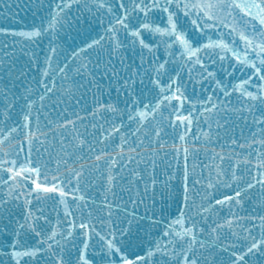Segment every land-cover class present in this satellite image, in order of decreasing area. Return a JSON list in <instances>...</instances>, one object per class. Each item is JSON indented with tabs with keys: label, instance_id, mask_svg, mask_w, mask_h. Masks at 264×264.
<instances>
[{
	"label": "snow or ice",
	"instance_id": "obj_1",
	"mask_svg": "<svg viewBox=\"0 0 264 264\" xmlns=\"http://www.w3.org/2000/svg\"><path fill=\"white\" fill-rule=\"evenodd\" d=\"M37 6L44 11L27 30L0 26V37L11 38L6 48L0 43V264H208L198 249L209 248L218 250L209 252L212 264H264V215L251 217L256 222L231 242L220 239V230L239 217L213 221L210 231L206 223L217 207L240 206L264 190V0H37ZM19 37L25 39L20 51L48 41L42 60L31 52L27 72L15 67ZM125 50L138 63L135 71L128 65L119 82L123 107L99 105L117 119L106 122L102 138L78 131L85 120L75 108L84 102L100 56L106 52L104 72L115 76L112 58L123 64ZM85 76L89 84L82 83ZM245 112L261 139L252 135L243 151L256 155L237 161L234 170L217 166L215 180L210 174L205 183L212 193L227 191L219 199L206 193L196 205L185 138L198 118L224 113L227 133L228 115H240L243 123ZM170 133L180 141L184 165L177 166L179 195L162 190L157 201L152 176L151 193L148 184L130 189L123 203L114 192L112 200L93 197L105 184L112 190L121 169L160 155V141ZM48 139L57 148L45 157ZM53 198L62 206L54 220L33 203ZM169 198L175 218L165 214ZM206 232L215 238H202Z\"/></svg>",
	"mask_w": 264,
	"mask_h": 264
},
{
	"label": "water",
	"instance_id": "obj_2",
	"mask_svg": "<svg viewBox=\"0 0 264 264\" xmlns=\"http://www.w3.org/2000/svg\"><path fill=\"white\" fill-rule=\"evenodd\" d=\"M45 0H40V3L43 4ZM7 5V6H6ZM9 11H11L12 15H8ZM44 11L43 7L37 6V0H4L3 3H0V26H6L8 24H11L14 27H18L20 30H27L28 25L32 23L34 20H38L40 18L41 13ZM75 9H73V12ZM11 42V38H5L0 37V43H2L5 48L7 47L8 43ZM25 45V39L23 37L17 38L15 41V47L12 49V52L14 53V58L16 61L15 67L16 68H23L25 72L28 71V64H29V55L32 51H35L36 55L42 60L44 56V52L48 49V41L44 40L42 41L38 47L33 49L32 44L27 45V49L24 51H20L21 49H24ZM0 58H3L0 56ZM106 59V52L100 56V64L95 66V70L92 72V81L90 86H98L101 88V91L98 93V95L95 96V98L101 99L103 101H106L107 98H111L115 100L114 104H117L120 107H123L122 104L119 103L120 100L123 99L125 93L121 91L120 89V81L123 80L125 76V71L128 65L133 66V70L135 71V64L138 63V60L136 57L132 56V54L128 51H124L123 57L120 59L123 61V64L119 63L116 56L114 55L112 58V65L114 66V70L116 72L115 76L106 74L104 72V60ZM145 59H147V56L145 55ZM91 60L93 63H95L96 57H91ZM33 74L35 65L33 64ZM113 68H109L108 72H112ZM70 76L74 77L76 80H79L80 78L78 76H75V73H71ZM68 83H71V81H68ZM83 84H89V77L85 76L84 80L82 81ZM17 87L20 89V91H23V87L21 85H17ZM95 98L92 99V101L95 100ZM58 99L62 102L64 100V95L61 94ZM72 100L71 96L68 97V103ZM83 104L81 106H77L76 108H85L89 107L91 99L89 98L88 94L83 93ZM88 101V105L87 102ZM59 106V103L56 105V107ZM245 109L248 107V105H244ZM259 106L255 105L253 107V113L256 116H259V112L257 111V108ZM60 108V106H59ZM69 111L72 109L69 108ZM107 117H110L113 119H110V121L117 119V117H114V115H111L108 112H105ZM63 114V113H62ZM225 114L221 113L214 117H209L207 119L200 120L198 118V122L194 123L190 132L189 136L185 138V144L184 147L188 149V145L192 148L189 150L188 155V169H189V194L190 198H192L196 205H199L201 201V197L205 196L206 193H212V190L209 189L205 183V180L209 178L211 174V179L215 180V168L217 166H222L224 169L232 168L234 170V165L236 162L231 158V156H242L245 154V151L243 149L240 150L239 153L236 155H231L229 153V157L224 158L223 155L227 154V150L238 148V145H234L232 142H229L227 145H223V148H216L220 150H216L212 146V141H214L217 137H225V128L228 127V125H225L223 116ZM249 119H251L247 113L245 114ZM54 118V113L53 117ZM228 121L231 125V128L237 129L239 126L249 127L250 133L257 135L260 132H255L254 125L249 124L248 122L241 123V118H239L237 115H228ZM47 121L44 119H41V125H45ZM219 123L220 127L217 128L216 124ZM107 127V125H105ZM211 126V128L209 127ZM47 131V128L44 129ZM151 129H149L150 131ZM79 131L84 132L83 126L81 125L79 127ZM205 133H210L209 136H205ZM66 135L70 136V133H67ZM260 135V134H259ZM57 136H59V131L57 132ZM168 148L158 150L159 152H162V154L154 156V157H148L147 159H150L153 161V164H149L148 162H145L144 160H141L138 164H135L134 167L141 171H148V175L145 173H141L139 171L135 172H129V168L121 169L122 172L127 171L125 178L123 180L117 179L116 186L120 188L114 187L112 190L107 191V185L105 184L102 188L99 189L93 197L99 199L100 197H103L104 195L109 196L110 194L118 193L119 195L127 194L130 195V189L132 192H135L137 190L142 189L145 184H148L149 186V193L152 191V186L149 183L150 177H155V199L157 201H160L161 199V191H167L170 195V197L175 194L179 195V192L176 190V185L178 184V180L176 179L177 175V166L179 165L180 169H183V160L179 154V149L181 147L180 141L178 137L174 133H170L169 135ZM164 137V136H163ZM191 137V139H190ZM195 137H198L195 138ZM163 139V138H162ZM161 139V140H162ZM261 139V136L257 139L258 141ZM49 140V139H48ZM47 141V140H46ZM45 141V142H46ZM156 145L153 144L152 147L154 148ZM259 148V145L256 146ZM36 149H40V145H35ZM57 148L56 142L52 140L51 142V150L55 152ZM149 149L145 152H150L151 148H145ZM197 149V150H196ZM260 151H264V149H259ZM139 151V150H138ZM175 153V157H174ZM24 153H21V156H23ZM33 155H36V152H33ZM43 155L46 157L48 153L46 151L43 153ZM162 155H164L166 161L162 159ZM256 155V152H252L251 156L254 157ZM217 157H221L222 159H217ZM253 163L255 161L253 160ZM254 170V169H253ZM136 172H139L141 176L144 177V179L139 180L136 176ZM245 175H247V169H245L244 172ZM131 179V183L127 182L128 178ZM169 177H172L171 180H169ZM100 179V178H99ZM96 183V182H95ZM165 184H167V188H165ZM221 188V189H220ZM96 190V189H94ZM227 191L223 187H219L215 193H212L216 196L217 199L221 198L220 193H223ZM231 194V193H229ZM6 195V193H5ZM125 197V196H124ZM127 196L125 199L128 200ZM132 199L135 200V195H132ZM148 197L147 195L144 196L145 203L147 202ZM264 190H257L254 195H252L250 198L246 199V201L240 205H232L229 207L228 205H224L223 207H217L216 211L211 215L210 219L206 220L207 226L209 231L212 227L215 225L213 224V221L216 223H219L221 225L224 224L225 219H232L233 217H239V220L233 219V226L229 230H220V239L221 240H228L229 242L232 241L233 236H239L242 237L244 235V232L242 229L245 227L251 228V224L256 221H251V217L253 216H259L264 215ZM36 204L37 207L42 208L44 212L49 216L50 219L54 220L56 216L55 210L58 212L62 208L61 205H59V201L53 199H44L43 202H33ZM206 203V201H205ZM159 203L157 204V207L159 208ZM131 207V205H129ZM167 208L168 212H166V215H171L176 212V206L172 198H169L167 201ZM137 211H142L141 208H138ZM195 211V209H193ZM151 214V213H149ZM231 214V215H230ZM171 218H175L174 215H171ZM255 230L253 229V232ZM202 238H207L209 240H212L215 238V234L209 235L208 232L205 233V236ZM75 251V250H73ZM209 252H212L213 256L218 254V250L213 252L211 248H209L207 251L203 249H198V253H203L204 256L208 258V264H212V256L209 255Z\"/></svg>",
	"mask_w": 264,
	"mask_h": 264
}]
</instances>
